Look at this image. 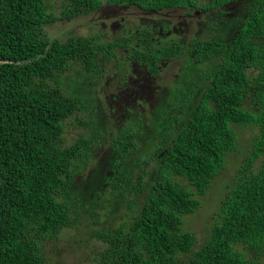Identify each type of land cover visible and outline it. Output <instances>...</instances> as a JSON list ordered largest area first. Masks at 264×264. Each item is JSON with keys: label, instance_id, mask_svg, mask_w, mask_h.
<instances>
[{"label": "trees", "instance_id": "1", "mask_svg": "<svg viewBox=\"0 0 264 264\" xmlns=\"http://www.w3.org/2000/svg\"><path fill=\"white\" fill-rule=\"evenodd\" d=\"M236 1L214 0L203 10L220 12ZM245 1L242 23L225 41L212 37L189 46L139 49L133 43L147 32L129 35V28L121 32L125 38L109 44L102 43L101 34L53 39L47 32L59 21L93 14L101 0H69L61 6L55 0H0V264H48L49 243L78 226L79 211L71 202L88 191L96 202L122 194L130 199L128 222L114 235L97 231L107 246L96 253L97 264H264V0ZM109 2L146 12L198 7L196 0ZM116 49L127 50L128 61L151 71L163 58L178 61L184 53L188 58V49L191 68L207 66L197 78L205 77L199 93L183 87L193 73L183 74L168 106L152 119L150 132L161 135L154 142L157 149L131 171L127 167L141 150L137 133L142 126H124L126 132L111 140L106 123L91 120L88 112L96 105L91 96L76 95L72 85L73 94L64 89V75L79 66L84 80L78 82L93 91ZM120 66L119 71H128L125 63ZM252 69L260 71L258 76ZM250 99L253 109L247 110ZM73 119L71 125L88 134L68 144L65 135ZM236 127L258 132L250 156L215 204L207 240L198 245L183 218L202 207V197L227 169L228 155L237 151ZM98 143H112L110 174L98 175L101 156L93 153ZM98 176L105 178L101 191L92 188ZM86 180L89 185L83 184Z\"/></svg>", "mask_w": 264, "mask_h": 264}, {"label": "rangeland", "instance_id": "2", "mask_svg": "<svg viewBox=\"0 0 264 264\" xmlns=\"http://www.w3.org/2000/svg\"><path fill=\"white\" fill-rule=\"evenodd\" d=\"M58 5L62 4L63 0H55ZM204 2H211L213 0H203ZM241 2H244L243 7ZM239 6V8L224 7L220 12H215L216 15H222L228 17L224 21H229L228 24H222L214 20L212 23L206 16L201 18L196 17H187L180 10L173 11L171 13L172 20L175 21V26L171 31L170 36H167L165 42H171V40L178 41L181 43L184 42H193L195 40H209L212 37L219 38L221 41H225L229 36L234 34L239 25L242 23L241 15L247 12L246 1H237L234 3ZM61 8V7H60ZM106 9L102 8L101 10ZM239 9L240 16H235L233 13L235 10ZM58 13H61V9L56 7ZM122 9H119L117 6H112L105 11H101V15L89 16L88 18H78L73 21H59L55 25L46 27L47 32L53 39L56 38H68L73 36H94L95 34H101L105 36V40H102V43L109 44L115 40L125 38L124 35L118 33L119 24L116 23V20H110L108 16H121ZM190 14V13H187ZM203 14V13H201ZM148 15V14H146ZM133 16V15H132ZM128 12L125 13L124 17H121L122 25L129 28L131 31L129 35L138 34L144 29L153 26L154 22L158 20L161 15L159 13L153 14V17H149L144 20L140 16L132 17ZM144 17V16H143ZM147 17V16H146ZM177 22V23H176ZM218 22V23H217ZM96 23V24H95ZM178 23H181L179 26ZM106 26H105V25ZM114 26V27H113ZM123 26V27H124ZM230 28V31H229ZM227 30V33L225 31ZM125 30V29H124ZM117 32V33H116ZM149 33V34H148ZM153 33V34H152ZM154 31H148L147 35L142 37V41L137 44L133 43L134 47L138 46L140 49H146L147 45L150 48H154L158 44V37L154 36ZM120 34V35H119ZM149 49V48H148ZM116 56L114 59L108 63L106 72L104 73V79L101 82L94 83V90L88 91L87 88L83 87L82 82H78V79L81 81L84 80V77L81 74V68L75 66L74 70L64 75V89L67 94L72 93L69 85L73 86L76 95L91 96V101L95 102V107L90 109L88 112L91 116V120H95L97 117L101 119L102 122L106 123V128L104 132L111 140L118 139V135H123L126 132V127H136L141 128L143 132L137 133L141 141V150L134 152L130 158L131 165L127 167L128 171H131L134 167L135 162L142 163V158L150 151L156 150L155 141L160 142L161 135L158 132H150L151 127H154L152 119H155L159 111L168 106V98L171 96L172 91L183 81V74L193 73L192 76L188 78L185 86V89L191 90L193 93H199L200 88L198 83L202 82L197 81V78L207 70L205 64H201L203 68L197 69L191 68L188 64L191 62L190 51H187L188 58L180 57L178 61H174L170 64L169 67L163 68L164 71L161 73L162 77L156 80L155 84H152L149 80L148 74L145 69H135L131 61H128L126 53L127 50L116 49ZM119 63H125L127 65V77L131 80V83L126 80H121L123 77L122 65L118 67ZM106 64L102 65L105 66ZM115 65L118 68L115 70ZM133 68V69H132ZM182 71L181 76L179 77V72ZM125 71V70H124ZM188 71V72H187ZM259 70H250V73L253 75L259 74ZM205 76V75H204ZM202 77V76H201ZM185 80L187 78H184ZM87 82V80H85ZM89 81V80H88ZM108 83L110 86H108ZM130 83V84H129ZM129 84L130 91H122V88ZM126 90V89H123ZM187 92V90H186ZM115 94L118 96L114 99ZM92 104V103H91ZM247 110L253 109L252 100H247L244 107ZM153 116V117H152ZM143 120L144 124L138 125V122ZM76 122L75 119L70 120L67 127V133L65 135L66 142L68 144L73 143L78 138H81L83 135L88 134V131L82 126H72L71 123ZM123 125V126H122ZM138 128V129H139ZM239 141L237 144V151L232 152L228 155L229 163L227 169H225L222 174L214 181L212 188L208 193L202 197L203 205L199 208L194 214L187 215L183 218L184 229L191 230L195 232L196 238L198 240V245L205 243L209 234L207 231L208 226H210L211 216L216 211L215 204L218 200L223 199L225 192L227 191V186L233 183V180L240 168L244 165L246 158L249 155L251 149V143L253 136L258 132V129H244V128H235ZM135 130H132L131 136H135ZM98 138V135H95ZM97 142H100L97 141ZM113 142V141H112ZM112 143L103 144L98 143L93 147V153L100 154L102 163H105V167L102 168L103 164L97 161V164L100 168L99 174L105 172L110 174L109 170L111 168L110 162L107 154L109 155L110 147ZM102 145V146H101ZM107 145V146H106ZM110 147V148H109ZM99 150L101 153H99ZM247 150V152H246ZM142 160V161H140ZM152 167H150L151 169ZM107 174V176H108ZM91 177V176H90ZM138 177V176H137ZM92 188L96 191H101L102 181H105V178L98 176L97 180H92ZM88 184V180L83 182V184ZM84 184V185H85ZM89 185V184H88ZM102 190H107L105 187ZM110 192V191H108ZM105 196V193L103 194ZM124 194L109 200L108 197H102L97 202L93 194L88 192H83L81 195L72 194L70 197L74 202H71L72 210H78V221L77 228H72L67 231L59 240H52L48 245V264H97L95 262V255L102 254L103 251H106V245L99 241L97 238V231L108 230L111 234H115V228L117 229L122 223L128 222L132 217L130 215V210L127 207L130 204V199ZM111 201V203H110ZM74 208V209H73ZM123 214L124 218L121 220L119 215ZM80 244V246L78 245ZM86 253V255L84 254ZM264 261V259H262Z\"/></svg>", "mask_w": 264, "mask_h": 264}, {"label": "flooded vegetation", "instance_id": "3", "mask_svg": "<svg viewBox=\"0 0 264 264\" xmlns=\"http://www.w3.org/2000/svg\"><path fill=\"white\" fill-rule=\"evenodd\" d=\"M197 3H198V7L196 9H183V8H169V9H166L164 11H161V12H146V11H143L137 7H130V6H125L123 3L120 4V3H114V4H111L109 2V0H101L102 2V5L101 7L95 11L93 14H90L88 16H84V17H80V18H88L89 16H97V15H101V11H105L106 9L112 7V6H117L119 9H122V13H121V16L119 15H116V16H108L110 20H116V23H121L119 24V28H118V33H121L125 28H127L126 26L122 25V22H121V17H124L125 13L128 12L130 14V16L132 17H137V16H140V18H144V20L146 21V19L148 18V15H150L149 17H153L152 15L153 14H157L159 13L161 16L158 17L159 19L156 20L153 24V26H149V28L147 29H144L142 32H150V31H154V36L155 37H158V44L156 47H154L155 49L156 48H163L164 47V43H166L167 46H176V45H185V46H189V43L188 42H184V43H181V42H178V41H174V40H171V42H165L166 38H168L167 36H170L171 34V31L173 30V27L175 26V21L172 20V15L171 13L173 11H177V10H180L181 12L183 11V13L185 14V16L187 17H196V18H203L204 16H206L211 22H213L215 19L216 20H219V22H221L222 24H228L229 21H224V19H228L227 15L226 16H222L220 15L218 17V15L215 16V12H218V11H206V10H203V8L206 6V5H210L213 1L211 2H204L203 0H196ZM240 1V0H238ZM67 3L69 2V0H63L62 3ZM237 2V1H236ZM236 2H232L231 4H229L230 6H232V9L233 8H239L238 5L234 4ZM229 5H225L224 7H229ZM61 6V4H60ZM222 7V8H224ZM102 8H106V9H103L101 10ZM221 8V9H222ZM187 13H190V14H187ZM203 13V14H201ZM148 14V15H146ZM235 16H240V13H239V9L238 10H235L234 13H233ZM144 16V17H143ZM147 16V17H146ZM68 22L70 20H67ZM177 23V22H176ZM96 24V23H95ZM181 23H178L177 26H179ZM105 25V24H104ZM106 26V25H105ZM124 26V27H123ZM114 27V26H113ZM117 33V32H116ZM153 34V33H152ZM169 39V38H168ZM142 41V40H141ZM141 41L137 42V44H139ZM138 47V46H137ZM141 49V48H140ZM190 49H188L187 51H189ZM174 62V58L171 60H168L166 62H164V58L159 60V65L156 67V70L154 71H151L148 67H139L137 65L136 62L133 63V68H135L136 70L137 69H145L147 74H148V77H149V81L152 83V84H155L156 83V80L158 81V79L160 77H162V72L164 71L163 68L165 67H169L170 64H172ZM170 63V64H169ZM132 68V69H133ZM128 72V71H127ZM127 72H122L123 74V77L121 78V80H126V81H129L131 83V80L129 77H127ZM125 73V74H124ZM162 73V74H161ZM182 74V71L180 70L179 72V77L181 76ZM129 83V84H130ZM129 84L125 87L122 88V91H126L127 93H129L130 91V88H129ZM108 86L109 83H108ZM123 89H126V90H123ZM112 96H114V99H116L118 96H116L115 94H113Z\"/></svg>", "mask_w": 264, "mask_h": 264}]
</instances>
